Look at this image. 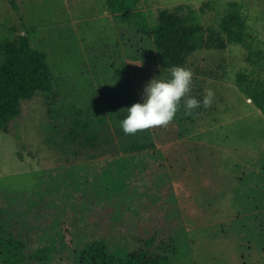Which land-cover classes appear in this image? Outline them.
Segmentation results:
<instances>
[{
  "label": "rangeland",
  "instance_id": "obj_1",
  "mask_svg": "<svg viewBox=\"0 0 264 264\" xmlns=\"http://www.w3.org/2000/svg\"><path fill=\"white\" fill-rule=\"evenodd\" d=\"M229 1L140 0L137 9L153 23L158 11L188 5L216 26ZM236 1L264 42V0ZM15 2L0 0V36L27 35L47 56L53 89L22 101L0 131V235L24 243L31 264H78L97 241L123 256L174 237V264H264V115L236 87L245 51L192 55L191 95L202 103L211 88L212 106L186 115L182 98L166 128L146 130L154 149L128 162L113 108L125 82L143 103L149 81L166 79L152 43L104 0ZM75 120L91 122L95 150L67 137Z\"/></svg>",
  "mask_w": 264,
  "mask_h": 264
},
{
  "label": "trees",
  "instance_id": "obj_2",
  "mask_svg": "<svg viewBox=\"0 0 264 264\" xmlns=\"http://www.w3.org/2000/svg\"><path fill=\"white\" fill-rule=\"evenodd\" d=\"M6 1L11 9H17L15 0ZM139 2L104 0L105 8L115 19L132 26L152 43L158 55L160 74L164 78H170L173 66L188 67V59L196 52H222L231 45L239 46L245 51L247 68L236 73V87L264 115V42L251 28L240 2H227L216 26H204L198 12L188 5L162 9L151 23L137 9ZM52 82L53 75L46 54L33 47L27 35H14L12 32L1 35L0 131L8 134L10 122L22 113V101L51 94ZM122 95L123 102L113 108L117 111L116 119L120 124L128 115L127 109L135 103H141L129 81L122 85ZM96 120L103 122L104 118ZM93 130L89 120H75L67 137L79 144L82 143L79 141L81 138L87 148L95 150L98 135ZM97 130L100 131L99 128ZM152 149L154 144L146 130L129 135L127 142L120 144L121 153L128 157V162H133L137 154ZM128 162L120 165L122 171L125 172ZM143 244V249L122 256L111 252L104 242L97 241L83 249L76 260L78 264H171L172 261L174 264L177 261L175 237L173 245L160 243L154 247L152 239L143 241ZM171 247L173 253L170 252ZM26 254V247L20 240L0 235L1 264H31Z\"/></svg>",
  "mask_w": 264,
  "mask_h": 264
},
{
  "label": "clouds",
  "instance_id": "obj_3",
  "mask_svg": "<svg viewBox=\"0 0 264 264\" xmlns=\"http://www.w3.org/2000/svg\"><path fill=\"white\" fill-rule=\"evenodd\" d=\"M194 72L191 68L173 66L169 79L153 78L144 88V102L135 103L127 109V117L121 121L125 135H135L139 131L167 127L180 111L182 98L186 115L193 110L211 107L215 92L205 89L203 100L191 95Z\"/></svg>",
  "mask_w": 264,
  "mask_h": 264
}]
</instances>
